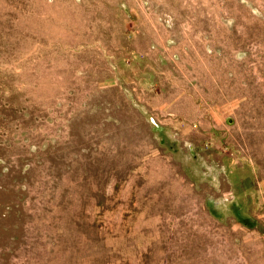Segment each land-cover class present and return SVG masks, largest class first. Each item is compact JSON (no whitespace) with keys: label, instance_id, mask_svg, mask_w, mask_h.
I'll list each match as a JSON object with an SVG mask.
<instances>
[{"label":"rangeland","instance_id":"obj_1","mask_svg":"<svg viewBox=\"0 0 264 264\" xmlns=\"http://www.w3.org/2000/svg\"><path fill=\"white\" fill-rule=\"evenodd\" d=\"M0 264H264V0H0Z\"/></svg>","mask_w":264,"mask_h":264}]
</instances>
